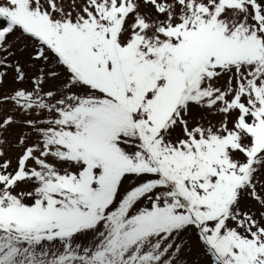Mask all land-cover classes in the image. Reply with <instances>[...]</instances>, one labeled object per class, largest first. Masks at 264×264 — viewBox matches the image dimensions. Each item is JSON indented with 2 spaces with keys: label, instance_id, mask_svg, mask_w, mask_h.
<instances>
[{
  "label": "snow or ice",
  "instance_id": "snow-or-ice-1",
  "mask_svg": "<svg viewBox=\"0 0 264 264\" xmlns=\"http://www.w3.org/2000/svg\"><path fill=\"white\" fill-rule=\"evenodd\" d=\"M0 264H264V0H0Z\"/></svg>",
  "mask_w": 264,
  "mask_h": 264
}]
</instances>
